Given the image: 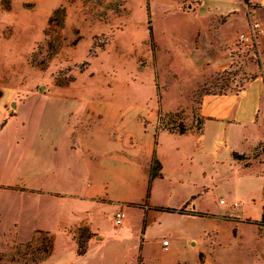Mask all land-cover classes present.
Segmentation results:
<instances>
[{
	"label": "rangeland",
	"instance_id": "rangeland-1",
	"mask_svg": "<svg viewBox=\"0 0 264 264\" xmlns=\"http://www.w3.org/2000/svg\"><path fill=\"white\" fill-rule=\"evenodd\" d=\"M208 34L212 44L232 45L228 70H210L198 54L190 62ZM258 76L264 0H0V109L6 102L11 116L20 110L0 135V203L14 205L8 221L0 220V247L8 245L0 264H201L200 252L211 264H244L232 258L228 235L173 242L168 252L156 225L141 250L138 205L180 204L211 179L202 176L204 166L215 170L219 187L197 206L242 202L229 148H246L242 134L257 140L264 118L248 114L247 126L213 123L204 135L175 134L198 132L204 96L240 93ZM263 90L260 82L249 85L239 109L256 105ZM158 148L166 176L152 184L148 200V161ZM247 157L264 161V142ZM123 207L125 226L116 227ZM172 221L164 218L161 229ZM85 226L97 228L100 241L77 257L75 239L85 247L91 236Z\"/></svg>",
	"mask_w": 264,
	"mask_h": 264
},
{
	"label": "crops",
	"instance_id": "crops-1",
	"mask_svg": "<svg viewBox=\"0 0 264 264\" xmlns=\"http://www.w3.org/2000/svg\"><path fill=\"white\" fill-rule=\"evenodd\" d=\"M201 40L203 43L199 42V38L196 41L195 47L190 54V62L195 65L196 63L192 61V58L193 56L198 54L199 58H201L202 60V64H204L210 70L214 72H223L228 70L233 63L232 49L230 48L232 45L220 43L212 44L210 34L207 35L206 39L201 38ZM256 82H260L264 85V76H258L255 79L249 81L240 93L204 96L202 98L200 106V116L203 121L200 125V129L197 130L198 132L188 131L183 134L180 133L175 135L186 136L193 133L204 135L206 134L209 126L213 123L227 124L228 126L231 124H237L242 127L247 126V124L250 123L249 118H246V115L248 114H252V118L256 117L257 119H259L260 116L264 118V90L258 93V103L256 105H252L250 108L246 107L243 110H240L239 106L237 105L242 100L248 97L247 88L249 87V85H252ZM4 98L5 94H3L0 98V102L4 101ZM229 103H234L235 105L232 107L229 106ZM19 114L20 110H16L14 112V115L11 116L10 111L6 107V102L3 103L2 109H0V135L5 133L10 121L13 119H17L19 117ZM215 142L218 147H220L221 145H224L225 140L222 138H217ZM261 142H264V133L262 135H259V138L257 140H253L248 134H242L240 144L246 145V148H238L236 146H231L229 148L230 157L233 161L234 170L237 175L236 190L239 196L238 199L240 198L242 202H239V200H233L232 203L227 204L225 200H222V202L224 203H222L221 201L220 202L223 206L219 207L215 206L212 208H201L200 206H197L195 202L199 198H202L209 194H214V191L219 187L213 178L217 175V173H215V170L211 169L210 167L204 166V168L201 170L202 176L211 179L203 181L200 184L201 189H198L195 192H190L189 195L184 198V200L180 204L172 207L152 204H149L148 206L138 205L139 207L136 205L142 211L141 216L143 223V237L141 239V250L143 247L144 238L147 239L148 237L150 227L156 225L158 228H160L158 229V231H160L162 235L163 249L168 252H171L173 242L179 243L180 241L188 240L192 245H195L194 241L200 235L204 237L212 236L213 241L219 242L222 237L228 235L235 241V245L231 248L230 252L232 258L235 257L244 264H248L250 262L249 259L251 258L264 260V225H259L264 216V161L251 162L247 157V155H249L250 152L255 149L256 146H258V144ZM154 159L157 160L161 165V176L152 180L151 184L148 185L149 196H146V199L148 198V200L150 198L152 184L157 180L164 179V177L166 176V156L159 152L158 148L157 152H155L151 159H149L148 161V184L150 182L151 165ZM257 181L261 182V186L258 190L254 188V184H256ZM179 183L182 185L185 184V186L190 185V181ZM22 192L34 193L37 192V190L25 189V191ZM40 193H56L61 196L60 193L49 190H41ZM235 204L237 205L236 207L234 206ZM128 206L135 207L134 205ZM159 207L175 209L177 211L184 210L186 211V214H180L179 212H162L158 210ZM252 207L255 208L254 214L252 212ZM13 210L14 205L12 203H0V220L2 218V220L8 221V219L13 214ZM118 212H122L124 214V219L126 218L124 207L123 210L117 211L116 214ZM166 217L170 220H174L172 221L173 227L166 231H163L161 229V227H163L164 225L162 221ZM124 219L122 222L123 226H125ZM226 224H230V227H225ZM82 228L88 229L91 235L90 239L87 242V247L89 250V246L91 243H99L100 231L97 228H93L91 226H85ZM82 228H79V230H81ZM120 230L122 231L123 229ZM37 233L52 235L51 232L46 230H38ZM5 235L6 233L1 228L0 236ZM164 241H169V245L164 246ZM75 243L76 255L77 257H80L77 254L78 239H75ZM15 245L16 243L14 244V246ZM7 246L8 245L0 247V252L7 253L8 250L5 248ZM210 259L211 258L209 255L200 252L199 260L201 264H211Z\"/></svg>",
	"mask_w": 264,
	"mask_h": 264
},
{
	"label": "trees",
	"instance_id": "trees-1",
	"mask_svg": "<svg viewBox=\"0 0 264 264\" xmlns=\"http://www.w3.org/2000/svg\"><path fill=\"white\" fill-rule=\"evenodd\" d=\"M243 4L247 5L249 3V0H240ZM152 28L150 27V34L152 36ZM221 95H225V94H221ZM2 97V93L0 92V98ZM185 132H182L181 134H183ZM158 161L157 160H153L152 161V165H151V170H150V182H149V185L151 184L152 180L158 178L161 176V165L160 163L158 162V169L156 171V167H155V164L157 163ZM149 196V191H148V194H147V197ZM159 211H162V212H168V213H176V212H179L180 214H186V211L184 210H180V211H177L175 209H170V208H162V207H159L158 208ZM201 216H204V215H201ZM259 225H264V216H263V220L261 221V223ZM91 237V236H90ZM88 252V247L87 245L84 247V246H81L80 243H78V250H77V254L78 256L82 257V256H85Z\"/></svg>",
	"mask_w": 264,
	"mask_h": 264
},
{
	"label": "built area",
	"instance_id": "built-area-1",
	"mask_svg": "<svg viewBox=\"0 0 264 264\" xmlns=\"http://www.w3.org/2000/svg\"><path fill=\"white\" fill-rule=\"evenodd\" d=\"M257 28H259V25H254V27L252 29V32H253L252 38H253V36H254V38L256 37ZM246 40H247V38H246L245 35H241L240 36V40L239 41L241 43H244ZM222 203H224V202H222ZM234 206L236 207L237 205L235 204ZM123 219H124V214L122 212H118L114 216V219H113L115 226L118 227V226L122 225ZM163 244H164V246H168L169 245V241H164Z\"/></svg>",
	"mask_w": 264,
	"mask_h": 264
}]
</instances>
